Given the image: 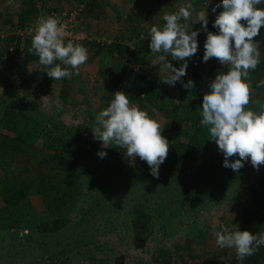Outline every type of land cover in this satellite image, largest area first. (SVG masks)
<instances>
[{"label":"rangeland","instance_id":"374dc122","mask_svg":"<svg viewBox=\"0 0 264 264\" xmlns=\"http://www.w3.org/2000/svg\"><path fill=\"white\" fill-rule=\"evenodd\" d=\"M34 2L36 12L31 20L37 13L44 16L51 10L80 9L81 40L74 43L84 40L83 36L87 40L95 36L91 49L101 47L98 53L104 56L101 60L112 69L113 75L121 73V80L117 81L113 75L110 76L114 81L53 80L49 88L58 90L56 98H42L28 89L23 97L0 99L10 108L0 114V119L15 114L20 128L30 133L31 144L27 147L37 150L39 155L33 164L46 166L54 155V150L44 145L47 140L57 146V153L71 159L82 181V193L65 215L69 222L58 231H41L36 226L45 223L42 227H48L52 217L35 186L22 205L23 212L16 210L11 215L0 201V264H250L246 258L238 261L235 249L219 248L215 233L221 230V224L231 230L264 233V165L259 171L250 160L238 171L224 167L218 145L209 140L208 129L200 126L203 95L210 91L208 85L216 74L228 71L229 66L221 65L215 58L203 61L206 32L195 15L188 23L190 29L200 30L198 51L187 60L186 75L182 77L183 83L194 82L192 89H185L179 81L174 86L163 83L166 71L158 59L160 54L149 48L150 28L162 27L166 23L165 13H174L187 3L197 10H207L208 31L216 32L213 23L223 9L217 8L213 13L212 8L221 0ZM258 7L264 8V4ZM7 14L1 12L0 26L5 25L10 31H3L0 40L8 35L13 39L28 37L17 31L31 20L19 25L18 16L8 18ZM82 17L90 20L91 30ZM84 31L92 35L89 37ZM254 39L259 43L262 66L251 72L248 108L264 112V86H258L264 81V26ZM15 43L13 40L9 49L13 53ZM23 51L18 48V57ZM29 56L37 58L30 51L24 54L25 58ZM167 60L180 67L181 62L172 60L170 55ZM131 69L142 76L136 88L140 95L132 87L126 91L121 82ZM47 71L48 68L45 74ZM11 88L13 93L18 91L15 86ZM117 91L128 94L131 103L163 126L161 135L169 141V154L159 168L158 179L139 157L127 158L126 149L115 144L102 148V142L94 138L91 128L96 126L95 117ZM1 107L0 104L2 110ZM6 134L14 135L0 125V135ZM57 137L61 138L60 144L55 141ZM10 145L0 143V177L21 170L26 164L24 155H18ZM99 151H106L107 156L100 158ZM136 212L147 213L148 217L146 242L140 248L133 243L132 221ZM260 264H264V258Z\"/></svg>","mask_w":264,"mask_h":264},{"label":"clouds","instance_id":"9594fccd","mask_svg":"<svg viewBox=\"0 0 264 264\" xmlns=\"http://www.w3.org/2000/svg\"><path fill=\"white\" fill-rule=\"evenodd\" d=\"M12 2L8 0L9 4ZM261 4L264 0H221L212 8L213 13L217 8L223 9L213 23L217 31L212 32L207 28V10H197L192 3H187L174 13H165L166 23L162 27L153 25L149 31V48L152 53L160 54L158 59L162 70L166 71L163 83L169 86L179 81L185 89L194 87L193 81H182L187 60L198 51L200 30L190 29L188 23L193 15L206 32L203 61L215 58L221 65L229 66L228 71L216 74L208 85L210 91L203 95L200 126L208 129L209 140L218 145L224 157L223 166L233 171L243 168L249 160L257 171L264 165V112L248 108L251 72L261 61L259 43L254 39L264 26V8L258 7ZM65 37L64 26L58 18L47 16L36 21L29 51L48 68L46 74L53 80L71 79L73 71L69 69L79 74L80 67L89 58L83 45L72 40L65 43ZM169 55L172 60L181 62L179 68L168 62ZM258 86H264V81ZM95 124L91 130L94 138L102 142V148L115 144L126 149L127 158L139 157L149 165L150 174L159 178V168L169 154V141L161 135L162 124L131 103L128 94L115 92L108 106L96 115ZM97 154L100 158L107 156L106 151ZM236 156L239 158L229 159ZM220 228L215 233L216 245L221 249H235L238 261L264 246V233L231 230L223 224Z\"/></svg>","mask_w":264,"mask_h":264},{"label":"trees","instance_id":"16d2710c","mask_svg":"<svg viewBox=\"0 0 264 264\" xmlns=\"http://www.w3.org/2000/svg\"><path fill=\"white\" fill-rule=\"evenodd\" d=\"M22 1L25 2L26 9L22 10L17 17L19 25L30 21L33 14L36 12L34 0ZM18 48L20 49V47L16 45L15 52ZM100 48L98 47L96 49V54L100 53ZM32 57L34 58V56H29V58ZM260 66L262 65L259 63L256 70L261 68ZM127 74L129 75H127V79L122 78L123 80L121 81L123 82V87L126 91L129 87H132L135 89L136 94L140 95V91L136 88L140 86L142 76L135 69H131ZM113 76H116L117 81L121 80V73ZM106 79L108 81L115 80V78L110 75ZM148 97L149 94L147 93L146 98ZM15 116V114H9L7 117H2L0 119V125L5 130L14 134L13 140L16 145L11 144L10 149L17 150L19 152L18 155L21 153L24 154L26 164L21 167V170L13 171L12 173L0 177V201L7 210L11 211V215L15 214L14 212L16 210L23 212L22 205L31 187L35 186L36 193L41 197L44 207L52 217L48 227H42L45 223H36V226L39 230L41 229V231H58L68 224L69 219H67L68 217L65 215L73 208V204L82 193L80 173L71 159L57 153V146L49 143L47 140L44 141V145L52 148L54 150V155L46 163V166L34 165V161L39 157L38 151L35 149L30 150L27 147L31 144L29 142L30 133L20 128ZM55 141L57 144H60L61 138L57 137ZM56 159L57 162L54 163L53 161ZM143 163L146 162L143 161ZM28 172L31 173V175L24 176V174ZM262 182L264 185V180ZM138 213L139 212H136L133 218L132 227L134 230V246L140 248L143 247L146 242L147 235L144 231L148 225V217L147 213ZM245 258L250 264H260V259L264 258V246H261L252 256Z\"/></svg>","mask_w":264,"mask_h":264},{"label":"crops","instance_id":"0c3cea01","mask_svg":"<svg viewBox=\"0 0 264 264\" xmlns=\"http://www.w3.org/2000/svg\"><path fill=\"white\" fill-rule=\"evenodd\" d=\"M2 1H3V4L0 2V5H2V8L0 7V14L1 12H4V13L8 12V14L6 15L8 16V18L18 16L19 13H21V11L24 10L25 5H26L25 2H23L22 0L20 1L13 0L12 5L17 7L16 9L14 8V6L12 7V5L8 3V0H2ZM16 2H18L19 4L17 5ZM4 4L6 5V7L7 6L8 7L5 8ZM82 19L87 21L85 23L87 27L90 29L91 28L90 20L84 19V17H82ZM3 31H6V33H8L10 30L6 28L5 25H3L0 30V36L2 37L5 34L3 33ZM86 33L87 32H85V34ZM89 34L87 33V35L90 37L92 34L91 33ZM91 37L92 39L90 38H88V40L84 39L79 43L88 50L89 58L85 62V64L80 67L79 74H75V70L70 69L71 71H73L72 78L71 79L64 78L65 80L67 79V81L70 83L74 81L75 79L78 80L79 82L82 81L85 83L90 78L92 79L96 78L99 81H102V80L106 81L107 80L106 78L109 75L115 74V73H111L112 69H110L108 65L103 63V61L101 60L104 58V56L103 55L101 56L98 54L96 55L95 54L96 51L91 49L92 40L96 39L95 36H91ZM13 38L14 37L12 35L11 36L8 35L7 38H2L0 40V99L15 97V96L23 97L29 91L28 89H31L32 91L34 90L35 91L34 93H36L35 95L40 96L42 98H46V97L56 98L58 90L56 88L55 90L54 89L52 90L51 88H49V83H51L53 79H51L45 74L46 67L39 63L38 56L34 52L30 51L35 56H37V58L36 57L34 58L24 57V54L29 52V49L31 48L32 36L25 37V38L15 37L16 39H13ZM13 40L14 42L16 41L15 46L18 45L20 49H25V51H23L21 53L22 55L20 54L21 56L19 57H18L19 54H17V52L13 53L9 51V49L12 48L11 42ZM1 41H4V42L1 43ZM41 67H43V69ZM32 69H35L36 71H39V72L36 74V72L32 71ZM40 71L41 72L44 71V72L41 74ZM13 86H15L18 89V91H15V93L12 92L13 90L11 87ZM29 95L33 96L32 94H29ZM2 102L3 101H0V104L2 105L1 108H3L2 110L0 109V114H5L9 112L10 108L8 107V105H4ZM1 142L2 143L8 142L9 144L16 145L15 141L13 140V135H7V134L0 135V143ZM15 151L19 154L17 150Z\"/></svg>","mask_w":264,"mask_h":264},{"label":"built area","instance_id":"2783aa9c","mask_svg":"<svg viewBox=\"0 0 264 264\" xmlns=\"http://www.w3.org/2000/svg\"><path fill=\"white\" fill-rule=\"evenodd\" d=\"M79 15H80V9H76L73 11L51 10L44 16L37 13L33 20L24 24L22 27L18 29L17 32L24 37L29 35L33 36L36 26V21L40 17L54 16L58 18L61 21L62 25L64 26L66 33L65 43H67L68 40H72L73 42H78L81 40L78 38L79 37L78 34L82 33V29H80L81 28L80 22L78 20ZM82 38L85 39L86 37L83 36Z\"/></svg>","mask_w":264,"mask_h":264}]
</instances>
